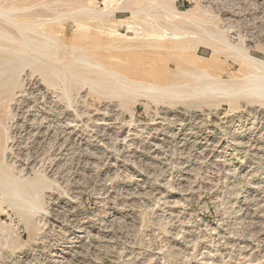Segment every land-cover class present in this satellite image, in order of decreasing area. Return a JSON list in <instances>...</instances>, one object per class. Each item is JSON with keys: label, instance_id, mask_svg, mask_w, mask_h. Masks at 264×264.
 <instances>
[{"label": "rangeland", "instance_id": "rangeland-1", "mask_svg": "<svg viewBox=\"0 0 264 264\" xmlns=\"http://www.w3.org/2000/svg\"><path fill=\"white\" fill-rule=\"evenodd\" d=\"M0 264H264V0H0Z\"/></svg>", "mask_w": 264, "mask_h": 264}, {"label": "bare ground", "instance_id": "bare-ground-1", "mask_svg": "<svg viewBox=\"0 0 264 264\" xmlns=\"http://www.w3.org/2000/svg\"><path fill=\"white\" fill-rule=\"evenodd\" d=\"M179 41V40H178ZM168 42V41H167ZM172 43H176V41H171ZM180 42V41H179ZM182 42H180V43H178V45L179 44H181ZM183 45V44H182ZM181 45V46H182ZM172 46H174V44L172 45ZM184 46H186V45H184ZM159 47H165V49H166V46H164V45H159ZM177 47H179V46H177ZM176 48V47H175ZM185 48V47H184ZM184 48H182V49H184ZM162 51V50H161ZM167 51V50H166ZM182 51V50H181ZM151 52H153V51H151ZM176 52V51H175ZM183 52V51H182ZM177 53V52H176ZM179 53V52H178ZM185 53V52H184ZM174 54V53H173ZM180 54V53H179ZM153 55V53H146L145 54V57H150V56H152ZM156 55V54H155ZM175 57V56H174ZM178 57V56H177ZM180 57V56H179ZM156 58V57H155ZM183 58V57H182ZM153 59L151 58V61H152ZM166 60V59H165ZM182 60V59H181ZM249 60L251 61V62H254V60L252 59V58H249ZM154 61H155V59H154ZM175 61V60H174ZM179 61V60H178ZM183 61V60H182ZM153 62V61H152ZM173 62V61H172ZM177 62V61H176ZM185 61H183V63H184ZM186 63H189V61H187ZM156 64V63H155ZM168 64V63H167ZM164 65V64H163ZM183 65V64H182ZM189 65H191V64H188V65H186V66H189ZM186 66H185V68H186ZM205 66V65H204ZM159 68V67H158ZM183 68H184V66H183ZM189 68V67H188ZM187 68V69H188ZM157 68H152L151 66H150V64L148 63L147 65H146V67L144 66V69L143 70H141V75H140V78H139V80H142V81H150L149 80V77L151 76V75H153V74H155V76H157V77H159L160 78V81L161 82H164V83H160V81H159V83H157V84H155V86L156 87H162V86H170V88H167V89H164V90H173L174 88H177L179 85H181L183 82H180V78H179V75H174V74H172L171 72H170V70L168 69V65H166V66H164V68L162 67V69L160 68V69H157ZM197 69V68H196ZM203 69V68H202ZM176 70L177 71H179V72H183L184 74H186L187 72L186 71H184V70H182V68H181V65H177L176 66ZM139 73V74H140ZM202 77H207L208 79L209 78H213V76L210 74V73H208V71L206 72L205 70H201V75L198 77V79L199 78H202ZM132 82V81H131ZM135 83H137V82H135ZM150 83H152V82H150ZM178 84V85H177ZM210 85V84H209Z\"/></svg>", "mask_w": 264, "mask_h": 264}]
</instances>
